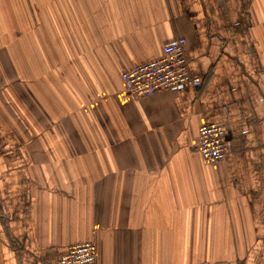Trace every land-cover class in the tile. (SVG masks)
I'll use <instances>...</instances> for the list:
<instances>
[{
  "label": "crops",
  "instance_id": "obj_1",
  "mask_svg": "<svg viewBox=\"0 0 264 264\" xmlns=\"http://www.w3.org/2000/svg\"><path fill=\"white\" fill-rule=\"evenodd\" d=\"M174 38L201 84L130 95ZM87 240L95 264H264V0H0V264Z\"/></svg>",
  "mask_w": 264,
  "mask_h": 264
},
{
  "label": "built area",
  "instance_id": "obj_2",
  "mask_svg": "<svg viewBox=\"0 0 264 264\" xmlns=\"http://www.w3.org/2000/svg\"><path fill=\"white\" fill-rule=\"evenodd\" d=\"M126 91L133 97H146L162 89L179 90L188 85L198 87L201 78L192 73L189 58L181 38L163 46L161 56L137 64L122 72ZM196 150L204 163L216 166L227 156L226 127L216 121H204L199 128ZM97 243L79 242L61 251L55 264H95Z\"/></svg>",
  "mask_w": 264,
  "mask_h": 264
}]
</instances>
